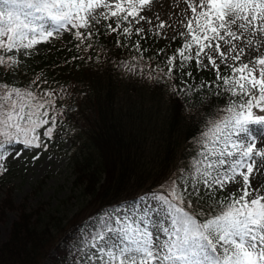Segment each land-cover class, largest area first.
<instances>
[{"label": "snow or ice", "instance_id": "obj_1", "mask_svg": "<svg viewBox=\"0 0 264 264\" xmlns=\"http://www.w3.org/2000/svg\"><path fill=\"white\" fill-rule=\"evenodd\" d=\"M155 2L0 0V69L15 74L21 56L34 57L38 45L65 33L75 41L74 60L93 59L79 53L92 49L97 35L114 34L117 47H127L121 37L145 38L143 23L151 35L179 36L180 46L161 67L148 63L139 39L133 63L115 66L178 98L216 97L223 104L210 105L177 177L100 218L82 264H264V0H180V30L172 37L160 31L173 24L160 20ZM193 64L212 74L211 83L190 86ZM41 75L30 81L35 87L0 81V174L2 161L22 154L17 146L46 148L62 123L59 94L39 87L48 83Z\"/></svg>", "mask_w": 264, "mask_h": 264}, {"label": "trees", "instance_id": "obj_2", "mask_svg": "<svg viewBox=\"0 0 264 264\" xmlns=\"http://www.w3.org/2000/svg\"><path fill=\"white\" fill-rule=\"evenodd\" d=\"M141 36L145 38L133 35L129 41L121 37L127 47H117L114 34L97 35L93 48L79 53L93 59L74 60L75 41L65 33L51 44L38 45L34 57L21 56L23 64L15 74L0 69V81L35 87L30 81L42 74L41 80L48 83H39V87L57 90L58 106L65 110L57 130H72L80 147L73 159L76 181L91 194L88 207L68 219L63 230L58 224L51 227L52 219H58L53 215L45 222L34 221L33 213L23 204L9 241L0 244V264H82L81 250L69 245L82 237L86 220L111 213L122 202H132L165 185L163 178L190 157L202 120L214 110L210 105L223 104L216 97L206 103L196 96L178 98L163 85L118 70L115 65L121 61L133 63L131 57L136 53L131 50L132 43L138 39L141 48L147 49L144 57L152 58L148 63L154 68L162 66L165 59L154 51L157 40ZM191 70L197 72L194 64ZM62 86L66 93L60 91ZM190 86L195 87V77ZM8 207H16L11 194L2 209ZM2 215L5 212L0 220Z\"/></svg>", "mask_w": 264, "mask_h": 264}, {"label": "rangeland", "instance_id": "obj_3", "mask_svg": "<svg viewBox=\"0 0 264 264\" xmlns=\"http://www.w3.org/2000/svg\"><path fill=\"white\" fill-rule=\"evenodd\" d=\"M173 3L179 4V7L175 9L170 7ZM183 8L184 5L180 0H156L153 11L159 12L160 20L173 24L172 28L160 30L166 32L168 37L175 35L173 29L177 32L180 30L177 21L181 19L180 12ZM173 11L176 14H173ZM146 15L151 16L152 12ZM143 27L145 33L142 34L157 40L154 51L164 59L166 56H171L181 44L179 36L174 40L160 38L149 34L150 25L147 23H143ZM187 70L192 71L191 66ZM225 74H227L226 70ZM193 77H195V85H198L201 80L209 81L212 74L193 72ZM17 147L22 153L18 158H14L16 153L13 152L2 161L6 170L0 174V215L4 212L5 215H2L3 219L0 220V244L10 237L12 225L19 218L23 204L28 206L26 207L28 212L33 213L34 221L45 222L50 215H53L58 219H52L55 223L51 227L54 228L58 224L63 230L68 219L79 210L87 208L91 200V194L86 192L85 185L76 181L78 174L74 169L73 159L79 154L80 147L74 142L72 130L69 128L56 130L53 139L47 141L46 148L24 150L22 146ZM186 163L185 160L178 163L169 173L170 175L163 178L165 185L170 179L179 175V169L185 167ZM8 194H11L16 207L2 209ZM101 217L103 216L86 220L81 232L82 237L75 238L74 244L69 245L70 248H80L82 259L88 251L85 241L89 239V233L98 225ZM70 257L73 258V254ZM47 261L45 260L49 263L50 259Z\"/></svg>", "mask_w": 264, "mask_h": 264}, {"label": "bare ground", "instance_id": "obj_4", "mask_svg": "<svg viewBox=\"0 0 264 264\" xmlns=\"http://www.w3.org/2000/svg\"><path fill=\"white\" fill-rule=\"evenodd\" d=\"M185 146V145H184ZM193 150V149H192ZM188 151V150H187ZM79 159V158H78ZM175 160V159H174ZM80 161V160H79ZM79 164V163H78ZM81 165V164H80ZM77 166V165H76ZM170 166V165H169ZM78 167V166H77ZM169 168V167H168ZM75 169V168H74ZM76 170H77V168H76ZM153 171V170H152ZM155 172V171H154ZM168 172V171H167ZM80 175H82V174H80ZM147 181V180H146ZM84 186V185H83ZM12 198V197H11ZM26 211V210H25ZM110 212V211H109ZM73 219V218H72ZM76 219V218H75ZM74 219V220H75ZM79 219V218H78ZM68 223H69V221H68ZM37 225V224H36ZM61 225V224H60ZM65 226V225H64ZM59 227V226H58ZM40 228V227H39ZM56 229V228H55ZM57 232H59L58 230H57ZM55 234V233H54ZM10 236V235H9ZM42 236V235H41ZM38 237V236H37ZM40 237V236H39ZM38 237V238H39ZM51 237H52V235H51ZM57 237V236H56ZM64 237V236H63ZM11 239V238H10ZM60 239V238H59ZM58 240V239H57ZM56 240V241H57ZM9 241V240H8ZM6 242V241H5ZM33 243V242H32ZM76 246V245H75ZM45 248V247H44ZM80 249V248H79ZM74 250V249H73ZM53 252V251H52ZM74 252V251H73ZM82 252V251H81ZM78 253V252H77ZM68 254H69V252H68ZM74 255V254H73ZM77 256V255H76ZM79 256V255H78ZM63 257V256H62ZM66 257H68V256H66ZM81 256H79V258H80ZM69 258V257H68ZM76 258V257H75ZM70 259V258H69ZM63 260V259H62ZM77 260V259H76ZM41 261V260H40ZM47 261V260H46ZM59 261V260H58ZM48 262V261H47Z\"/></svg>", "mask_w": 264, "mask_h": 264}]
</instances>
